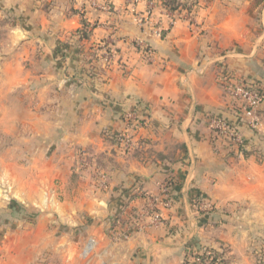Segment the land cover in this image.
Returning a JSON list of instances; mask_svg holds the SVG:
<instances>
[{
  "label": "crops",
  "instance_id": "0c3cea01",
  "mask_svg": "<svg viewBox=\"0 0 264 264\" xmlns=\"http://www.w3.org/2000/svg\"><path fill=\"white\" fill-rule=\"evenodd\" d=\"M167 11L162 0H0V134L16 152L0 160V264H188L205 247L258 264L264 101L251 129L218 79L264 88V0H199L173 24ZM106 50L118 54L110 66ZM127 112L143 123L121 155ZM211 115L240 129L242 149L212 134ZM164 183L172 206L133 229Z\"/></svg>",
  "mask_w": 264,
  "mask_h": 264
},
{
  "label": "built area",
  "instance_id": "2783aa9c",
  "mask_svg": "<svg viewBox=\"0 0 264 264\" xmlns=\"http://www.w3.org/2000/svg\"><path fill=\"white\" fill-rule=\"evenodd\" d=\"M165 8L167 9V7ZM183 11L187 12L189 16L192 15V10H188L187 8L181 10L168 9L167 13L170 17V24H173L176 21V17H180ZM188 19L191 20V16ZM138 21L143 25L148 22L147 18L143 17L138 18ZM134 45L138 52H140L148 62H155V52L150 49L146 43L138 40ZM117 56L118 54L114 52V50H106L101 58L104 64L110 66L117 61ZM117 64L120 67L124 65L125 68L126 62L119 61L118 59ZM218 80L226 90L227 94H229L236 114L243 119V122L248 127L251 129H258L261 122L257 110L264 101V88L250 79L231 72L220 74ZM125 120L127 124L126 128L114 136L115 146L121 155L128 154L137 147L138 140L134 139L133 134H135L138 126L143 123V119H136L131 112L125 114ZM208 124L214 136L227 138L242 149L244 143L242 133L240 132V129L231 124L227 119L217 115H211L208 117ZM104 177V175L101 177V183L104 187H107L108 184L104 180ZM194 204L205 211L210 208V204L200 198H196ZM171 206L172 198L170 185L164 183L161 186L160 194L151 197L148 205L143 210L144 212H141V214H137V216L134 217L131 227L133 226V229L135 230H141L143 227L147 226V224H156L162 217L160 214V208H170ZM144 218H148L149 222H145ZM131 231L132 228L128 229V232L126 231L123 234V237H129ZM187 260L188 264H219L218 259L215 258L214 252L206 248L201 251H191L188 254Z\"/></svg>",
  "mask_w": 264,
  "mask_h": 264
},
{
  "label": "trees",
  "instance_id": "16d2710c",
  "mask_svg": "<svg viewBox=\"0 0 264 264\" xmlns=\"http://www.w3.org/2000/svg\"><path fill=\"white\" fill-rule=\"evenodd\" d=\"M162 3L165 7H167L168 9L171 10H181L183 8H187L188 10H192L194 7H196L199 3V0H162ZM89 24L85 21L82 20V28L78 30V33L81 35V37L86 38L89 35ZM124 65H122L121 70H123L124 73H128V70H124ZM234 74V73H233ZM243 77V76H242ZM214 252L215 258L218 259L219 264H222L223 261L219 260L221 257V252H218L216 250H212ZM264 251V245L261 249V253L262 255H264V253H262ZM220 253V254H219ZM260 264L264 263V256L263 259L261 261H259Z\"/></svg>",
  "mask_w": 264,
  "mask_h": 264
},
{
  "label": "rangeland",
  "instance_id": "374dc122",
  "mask_svg": "<svg viewBox=\"0 0 264 264\" xmlns=\"http://www.w3.org/2000/svg\"><path fill=\"white\" fill-rule=\"evenodd\" d=\"M1 19V18H0ZM1 30V29H0ZM2 38H3V36H1V31H0V42L1 41H3L2 40ZM8 140L5 138V136H1V134H0V160H7V159H10V158H15L16 157V152H14V151H8V150H5V148L4 147H7V146H9L8 145ZM8 148V147H7ZM1 162V161H0ZM1 166H0V173H1ZM263 246V245H262ZM206 249H210V250H214V249H211L210 247H205ZM262 249V248H261ZM261 249L259 250V251H257L258 249L256 248V249H252V252H253V254L255 255V259L257 260V263L258 264H260V262L259 261H261L262 259H263V256L264 255H262V254H260L261 253ZM197 251H199V250H197ZM219 252V251H218ZM262 253H264V251L262 252ZM220 254V253H219ZM221 257H219L220 259L219 260H221V261H223V263L222 264H227L226 263V259H225V257H223V254L221 253V255H220Z\"/></svg>",
  "mask_w": 264,
  "mask_h": 264
}]
</instances>
